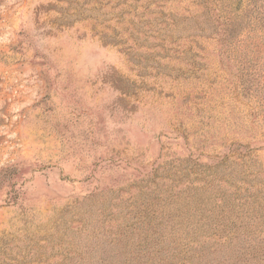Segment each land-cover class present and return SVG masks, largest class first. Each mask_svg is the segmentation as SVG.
I'll use <instances>...</instances> for the list:
<instances>
[{
    "label": "rangeland",
    "instance_id": "1",
    "mask_svg": "<svg viewBox=\"0 0 264 264\" xmlns=\"http://www.w3.org/2000/svg\"><path fill=\"white\" fill-rule=\"evenodd\" d=\"M0 264H264V0H0Z\"/></svg>",
    "mask_w": 264,
    "mask_h": 264
},
{
    "label": "trees",
    "instance_id": "2",
    "mask_svg": "<svg viewBox=\"0 0 264 264\" xmlns=\"http://www.w3.org/2000/svg\"><path fill=\"white\" fill-rule=\"evenodd\" d=\"M218 3V0H217ZM217 17L219 18L220 16L217 15ZM219 24H221V31L225 32L226 34L228 33L229 36H232L233 34L237 33L236 29H237V23H226V22H220L218 21ZM224 35V34H223ZM225 42H227V38L225 39Z\"/></svg>",
    "mask_w": 264,
    "mask_h": 264
}]
</instances>
